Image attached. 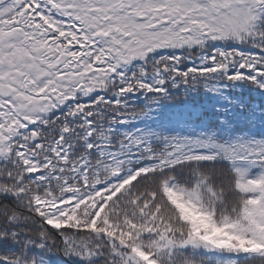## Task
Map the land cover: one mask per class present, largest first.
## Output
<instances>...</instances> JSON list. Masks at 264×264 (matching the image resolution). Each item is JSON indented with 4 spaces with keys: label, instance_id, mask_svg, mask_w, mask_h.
Listing matches in <instances>:
<instances>
[{
    "label": "snow or ice",
    "instance_id": "6c2138e0",
    "mask_svg": "<svg viewBox=\"0 0 264 264\" xmlns=\"http://www.w3.org/2000/svg\"><path fill=\"white\" fill-rule=\"evenodd\" d=\"M0 264H264V0H0Z\"/></svg>",
    "mask_w": 264,
    "mask_h": 264
}]
</instances>
